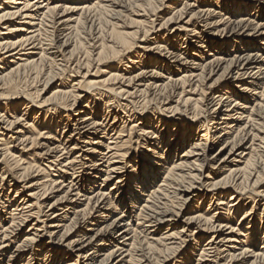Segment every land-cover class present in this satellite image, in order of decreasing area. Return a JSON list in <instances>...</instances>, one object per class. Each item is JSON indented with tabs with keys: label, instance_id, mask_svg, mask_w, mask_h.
<instances>
[{
	"label": "bare ground",
	"instance_id": "bare-ground-1",
	"mask_svg": "<svg viewBox=\"0 0 264 264\" xmlns=\"http://www.w3.org/2000/svg\"><path fill=\"white\" fill-rule=\"evenodd\" d=\"M150 2L152 0H147L145 3ZM127 3L129 2L127 1ZM215 5L213 3V6ZM230 6L225 5L223 7V11L228 10L227 15L231 16L229 19L238 12L248 13L250 8L257 11L252 16L261 11L259 7L255 6L241 4L235 7ZM193 7V4L185 3L182 8L183 11H177V19H180L186 11L192 10ZM122 9L124 6L119 0H0V91L4 89L10 91L11 88L13 89L16 77L26 71L36 70L50 56L48 51L54 49L55 52L63 53L69 47L70 34L80 37L85 29L88 30L89 36L91 35V41L96 40L95 44L99 42V47L92 46V53L95 52V55L93 56L90 52L92 60L97 61V64L108 61V55H115L117 48L127 52L130 38L115 29L121 17ZM202 14L206 19L211 16L207 10L203 11ZM136 16L142 15L136 14ZM105 18L104 24L112 26L109 35L111 38L107 36L108 39H105L104 36L106 31L104 32L100 29L102 27L98 25L101 19ZM235 19L237 21L232 24L228 22L223 32L235 36L241 34L242 30H248L252 27L251 34L260 39L258 44L256 43L257 46L252 43L233 41L232 45H236L234 56L226 61L225 57H228L230 52L226 51L222 54L218 47L210 46L207 42L206 47L210 46L212 53L210 52L209 58L205 59L204 65L197 67L198 75H194L192 71L188 75L186 74L188 71H184V74L177 80L170 81L169 78V83L166 86L161 84L158 90L154 88L158 93L165 94L167 87H170L171 95L180 90L176 94L178 99L173 111H178L179 106L184 108L182 111L185 113L190 111L191 125H186L184 132L177 131V138L174 139L173 147H176L177 150L185 145L186 147L177 157V161H172V152L166 148V150L163 149L164 151L158 150L162 140H154V144L151 145L153 149L149 151L150 149L147 148L153 157L147 156L146 160L141 159L136 170H139L138 177L135 178L133 185H130L129 188L125 187V176H119L121 174L119 171L125 165V163H120V160L126 156L120 151L130 141L132 133H136V130H132V128H137V126H131L128 129L130 132L127 133V130L124 129L126 123H123L122 127H119L120 129L117 128L116 116L112 118L109 127L103 126V123L96 119L97 113L94 112V108L89 106L90 103L86 104L83 108L84 111L77 113L76 116H83L78 124L73 125L75 128L71 131L77 137L88 135L87 140L83 142L85 145L78 148L77 141H75L76 143L68 149L59 143L54 149L55 155L49 158L51 159L48 161L49 166H44L45 169L32 166L31 163L34 160L28 159L30 154L25 153L24 156L19 153V156L15 157L13 152H16L17 149L14 150L10 146L14 142L13 140L21 139L22 150L28 149L32 152L33 149L40 146L37 140L45 138V135H47L45 139L47 143V140H51L50 136L57 135L58 128L64 125V123L60 125V121L67 117V112H70L75 106L77 99H84L88 91L93 88L109 91L120 96L121 99L122 97H126V99L132 97L135 93H131L122 85L114 88L115 85L120 84V80H123L121 76L109 73L108 78L103 81L100 80L101 82H77L71 85L67 92L62 89L56 90L50 99L42 103L37 101L38 95L36 97V93L38 92H28V94L13 97H10L9 93L5 91L7 97L4 92L0 93V162L6 168V170L2 169L0 174V193L4 192L6 186L11 188V184L14 187L15 184L26 180L35 168L37 173L43 174L41 179H46L34 185L26 186L24 183L15 191L11 202L3 201L4 199L0 202L2 210H9L6 219L0 217V250L9 248L12 240H16L17 236L20 235V227L27 224L29 220L35 221V224L30 226L29 233L26 234L23 242L16 247V255L9 256L8 261L10 258L20 255L25 249L34 252L37 247L39 252V249L42 248L41 242L47 241L45 258H48L43 260L45 263L50 260L47 264L59 263L64 254L67 256L76 254L78 260H81L77 261L76 264H95L96 262L97 264H110L115 258H119L115 264H151L157 252H159V256L154 258L155 264H192L193 250H188L184 255L180 253L185 243H188L187 240H190L194 242V247L198 248V255L193 264H264V241H262V246L258 252L251 250L259 239L257 236L261 219L259 225H256L251 216L252 212L247 210L240 216L237 228L232 225L229 226L230 223L234 222L238 212L242 210L246 188H252L253 191L249 190V194L264 201V178L262 177L264 174H261V171H264V83L261 82L262 84H260L264 77V58L260 61L257 58V53L242 56L240 51L244 49L248 52L250 49L249 52H258L259 48L264 47V24L256 23L254 26H249L245 23L248 22L247 18L238 17ZM205 23V27L210 26L206 21ZM185 24H187L186 29L190 27L188 23ZM219 24L222 23L217 22L215 26ZM226 28H228L227 31ZM196 30L195 26L189 32L195 33ZM66 32L69 33L66 34ZM197 33L201 34V32ZM251 34L248 33V37ZM39 36H42L43 40L39 39ZM60 38H62L61 41ZM83 44L81 42L79 46H83ZM223 45L226 46L227 42ZM71 49L68 53L73 56L76 53L75 44ZM165 50L168 52L167 49ZM52 54L53 57H56V53ZM115 57L113 58L115 59ZM176 57L180 58V55ZM200 61L202 62V60ZM218 72H220V77L207 86L205 90L203 87L206 86L207 81ZM85 75L86 73L82 78ZM193 79L196 81L192 82ZM224 79H228V81H223ZM133 82H135V78L129 77L128 85L130 86ZM235 82L240 83L234 87L238 93L233 90L234 88L226 85L235 84ZM83 84L85 90H81ZM96 84H100V87L98 88ZM79 90L80 93H83L82 95L76 94ZM142 91L145 92L144 90H134V92L141 93ZM67 95L71 96L70 104L62 101ZM168 99L167 96V101ZM20 106H22L21 117L24 118L29 110L31 111L30 115L34 117L33 121L31 120L32 123L27 127L20 124L22 119L17 116L20 113H18ZM60 110L63 111L64 115L56 118L55 113ZM3 111L7 113V117L1 115ZM8 112L12 115H8ZM40 114L42 117L39 126L43 127V132L35 133L34 122L39 118L37 115ZM105 120L106 118L103 122ZM195 126L199 127L197 130L201 133L202 138L187 144L191 142L190 139L193 137L192 133ZM65 127L66 125L63 128L65 129ZM159 128L161 127L159 126ZM139 131L148 134L142 127ZM152 131L151 134H153ZM125 132L127 133L126 136H124ZM179 133L187 134V136L182 138ZM8 134L10 136H7ZM12 136L15 138L12 139ZM91 136H95V140L90 139ZM123 137H127V140L123 141ZM218 141H222L218 151L210 159L207 158V154ZM256 141L258 142L257 148L260 149L259 158H253ZM246 144L249 145L247 148L245 147ZM261 145L263 146L261 147ZM246 151L249 152L245 154ZM58 153L60 155L56 156ZM23 156L30 162H26L27 160L23 159ZM238 159L244 160L242 168H239L241 166L238 165ZM9 160L11 161L10 165H8ZM85 160L90 163L91 169H89L92 172L77 176L79 173L82 174L80 171L82 168H88L84 167ZM118 164L121 166H117ZM13 170L19 172L15 174ZM100 173L104 175L99 179ZM211 176L214 178H210ZM54 177L56 178L53 179ZM112 178L116 181L110 190L118 192L116 197L102 189L103 183L110 182ZM64 179L65 182L68 180V185L65 187L63 185L65 182L60 181ZM98 181L101 182L100 185ZM34 186H36V190L33 189ZM54 186H58L56 187L58 190L61 189L59 192H63V196L50 204L46 214L42 215L41 209L44 208L42 201L46 199L49 192L55 189ZM94 186L97 187L94 188ZM64 189H66L65 192ZM10 190L8 189V191ZM24 190L37 192L24 194ZM120 190L121 192H119ZM146 192L148 195L145 197V201L140 204L141 208L138 214L124 218L122 215L124 209L127 208V213H130L132 209L137 208L136 204L143 197L142 194ZM208 195L213 196L211 201L218 195L219 199L215 200L214 209L206 213L202 212L200 208H202L203 199L207 198ZM80 197H83L85 204L79 202ZM226 197L229 200L227 203L224 202ZM194 199H196L195 206L190 211L188 210L186 218L183 221H177L176 218L187 210L188 203ZM221 207H226L225 216L221 214ZM119 208L121 210L120 217L114 219L104 228L99 230L97 228L94 234L88 237V232L93 231V227H98L100 220L107 224L108 217L117 212ZM58 210L62 212L54 214ZM52 215L53 217L49 219ZM43 217L44 220H41ZM62 223H67V225ZM164 223L168 224L166 231L158 239H150L149 236L155 232L154 229ZM47 224L50 226L47 227ZM84 226L86 228L78 238L80 240L68 242L72 228L78 227L80 229ZM170 226H172L171 229H169ZM60 229L62 232H60L58 240L56 239L57 244H54V240L59 234L55 231ZM227 230L229 232L224 233ZM208 233H212V236L206 238L205 234ZM56 246L60 251L54 254L53 249Z\"/></svg>",
	"mask_w": 264,
	"mask_h": 264
},
{
	"label": "rangeland",
	"instance_id": "rangeland-1",
	"mask_svg": "<svg viewBox=\"0 0 264 264\" xmlns=\"http://www.w3.org/2000/svg\"><path fill=\"white\" fill-rule=\"evenodd\" d=\"M127 1L129 3H127ZM119 2L124 6V9H122V11H121L122 12L121 17L119 18V21L117 22V28H115V29L117 30V32H120V33L123 32L125 35H127L130 38L127 52L124 51L123 49L117 48L116 49L117 53L115 55H112V54L108 55V59H109L108 61L97 64V61L92 60L91 53L93 51L92 46L96 45L95 47H99V45H98L99 42L95 44L96 40L91 41V38H90L91 35L89 36V32H87L88 30L85 29L84 33L81 34L80 37L70 34V36H69V39H70L69 47L67 49H65V51L63 53L55 52L56 50H54V49L48 51V55H50V56L47 57V59L44 61V63H42V65H40L41 67L39 66L36 70H32L33 72L30 70L29 72L26 71L25 73H21L23 76L20 74L21 76L19 75L18 77H16L15 82L13 84V89L11 88L10 91H5V89H4V90H1L0 93L5 91V92L9 93L10 97H13V96H17V95L22 96L26 93L28 94V92L29 93L38 92L39 94L36 93V97L38 95L37 101H39V103H42L44 101H47V99H50L53 92H55L56 90L62 89L65 92H67L70 90L69 87H71V85H73L77 82H84V83H90V82L93 83L94 82V83H97V82H101V81L107 79L109 73H111V74L115 73L118 76H121V78L123 80H120L119 81L120 84L115 85L114 88H118V86L122 85L123 88H127L128 90H130L131 93H135V95H133L132 97H130L128 99H126V97H122V99H121L120 96H117L114 93H111L109 91H105V90H101V89H97V88L91 89L90 91H88V94H86V97L84 99L83 98L77 99V101H76L77 103L75 104V106L70 110V112H67V114H66L67 117L66 118L64 117L60 121V125H61V123H64V125H66L65 129L63 128L64 125H61L60 128H58L57 135H54V134L51 135L50 136L51 140H47V143L45 142L47 135H45L44 136L45 138L39 139L40 141L37 140V142L39 143L40 146L36 147L31 152L28 149L22 150L23 146L21 145V142H20L21 139H18L16 141L13 140L14 142L10 146L14 150L17 149L16 152L15 151L13 152L11 149L13 154H15V157H18L19 153H22L21 155H24L25 153L30 154L31 156H29L28 159L34 160V162L31 163L32 166H34V167L37 166V168L39 167V168L43 169L45 165L49 166L48 161L51 160L49 158H51L55 155L54 149L56 146H58L59 143L64 145V147L70 149L74 145V143H76L75 141H77L78 148L83 147V145H85V144H83V142H85L87 140L88 135L77 137V136H74L73 132L71 133V131L75 128L73 125L78 124L81 121L80 118L83 116V115L76 116V115H78L77 113L79 111H84L83 108L86 106V104L90 103L89 106H91V108H94L95 109L94 112L97 113L96 119H98V122L103 123V126L106 125V127H109L110 124L112 123V118L114 116H116L117 121H118L117 125H116V126H118L117 128L122 127L123 123H126V125L124 124V129L127 130V131L125 130L127 133L130 132L128 129L131 126H137V128H132V130L133 129L136 130V133H135L136 135L132 133V135L130 137L131 138L130 141L128 143H126L123 150L120 151V152H122V154H124L126 156L124 157L123 160H120V163H125V165L122 166V170L119 171L121 173L119 176H125V179H126L124 182L125 187L129 188L130 185H133L135 178L137 179V177H138L139 170L138 171H136V170L139 167V164L141 163V159L146 160L147 156L153 157L151 155V153L147 151V148L150 149L149 151H151L153 149V147L151 145L154 144V140H160V141L162 140L158 150L164 151L163 149L166 148L167 150H169V152H172V161L173 160L177 161V159H178L177 157L180 156L182 150H184L186 147V145H185L181 149L177 150V148L173 147V145H174V139L177 138V131L184 132L185 126L191 125L190 113H189L190 111L189 112L186 111V113H185L184 111H182V110H184V108L181 106H179L180 111L179 110L176 112L173 111V108L175 107V102L178 99V95H176V94H178L180 92V90H178L179 92L177 91L174 95H171L170 90H169L170 87H167L168 88L166 90L167 92H165V94H163V93L160 94L157 91L158 87L161 84L166 86V84L169 83L168 82L169 78H170V81L177 80L178 78H180L184 74V71L185 72L188 71V73H186L188 75L191 73L190 71L194 72L193 73L194 75H198L199 72H197L196 69L199 65H204L206 62L205 59L209 58V54L212 51V49L209 48L210 46L215 45L216 47H218V50H220V52L222 54L225 53L226 51H229L230 52L228 54L229 56L225 57V60L228 61L231 58H233V56H234V51H235L236 45H234V46L232 45L233 41L234 42H243V43H252V44H256V43L258 44V42L260 41L259 38H256V36L254 37V35L251 34L252 33L251 32L252 27H250L248 30H245V29L242 30L241 34H236L237 36L236 35L232 36V35L226 34L227 32H223V29L225 27H227L228 22H230V24H232V23L237 21L235 18L240 17L242 19L247 18L248 22H245V23L249 24V26H251V25L254 26L256 23L260 24V25L264 24V0H259V2H257V0H181V1H179V0H152V2H150V3H145V2H147V0H145V1L144 0H119ZM177 2H179L180 4ZM185 3L186 4H193L194 7L191 8L192 10L186 11L185 14L182 15L183 18L181 17L180 19H177V15H178L177 11L178 10L183 11L182 8L184 7ZM213 3L216 5L213 6ZM239 4L244 5V6L259 7L261 9V11L258 12L255 16H252V14L256 13L257 11L252 10V8H250L248 13L238 12L237 14L234 15L235 18L233 17V18L229 19V17H231V16L227 15L228 10L223 11V7L225 5H231L232 7H235V6H238ZM140 6H143V7H140ZM153 10H154V13H153ZM206 10L208 12H210V14H211V16L208 17L207 19L205 18V16H203L204 13L202 14V12L206 11ZM136 14L142 15V16H136ZM220 17H222V18H220ZM142 19H143V21H142ZM105 20H106V18L101 19V22L98 25H99V27L100 26L102 27L100 29H102L104 32L106 31L104 33V36L106 39L107 36L110 35V31H111L112 26L111 25H105L104 24ZM147 20H148V22H147ZM205 21L210 26L205 27V24H206ZM217 22H220L222 24L215 26V23H217ZM185 23H188V25L190 27L186 29L187 24H185ZM162 24H163V27H161ZM195 26L197 28V30L195 31L196 34L193 32H189ZM181 29H184V30H181ZM227 29L228 28H226V31H227ZM185 31H187V32H185ZM1 32L4 33L5 31H1ZM197 32H201V34L199 35ZM68 33L69 32H66V34H68ZM248 33L251 34L250 37H248ZM197 35H198V37H197ZM40 38L43 40L42 36L41 37L39 36V39ZM61 40H62V38H60V41ZM81 42L84 43L83 46L82 45L79 46V43H81ZM114 42H115V40H114ZM207 42L210 44V46L208 48L206 47L208 45ZM225 42H227L226 46L223 45ZM72 44H73V46L75 44V48H76V53H74L73 56L69 55V53H68V52H70V50H72L71 49V47H73ZM257 44H256V46H257ZM144 47H146V48H144ZM262 48H264V47L259 48L260 50L258 52L257 51L256 52H249V51H251L250 49H248V52H246L247 50H244V49H242L240 51L242 52V56H245L246 54H252L253 55V54L257 53V58L261 61L264 58V49H262ZM158 49H160V50H158ZM165 49H167L168 52ZM252 50L254 51V49H252ZM122 52H124V53H122ZM52 53H56V57L54 56L55 58L53 57ZM200 54H203V55L201 56ZM88 55H89V58H88ZM92 55L94 56L95 52H93ZM178 55H180V58L176 57ZM111 56H112V58H111ZM113 57H115V59ZM51 58H54V59L51 60ZM93 59H95V57H93ZM110 59H111V61H110ZM199 59L202 60V62ZM119 60H120V62H119ZM150 61H152V62H150ZM78 63H80V64H78ZM87 64H88V66H87ZM99 69H100V72H98ZM31 72H32V74H31ZM85 73H86V75L82 78V76ZM36 74H38L39 76ZM129 77L130 78L132 77V79L135 78V82H133V84H130V86L127 83V80L129 79ZM219 77H220V72H218L214 76H211L210 79L207 81L208 83L205 86L206 88L205 87H203V88L206 90L207 86H209L211 83L215 82ZM262 79L263 80L260 81V84L264 83V77ZM195 81H196V79H193L192 82H195ZM223 81H228V79L227 80L224 79ZM153 82H155V83L153 84ZM226 83H228V82H226ZM229 83H231V82H229ZM139 85H141V86H139ZM226 85L230 86V88L233 89L235 86L240 85V83L235 82V84L232 83V84H226ZM96 86H98V88H99L100 84H96ZM154 88L157 90H155ZM200 88H201V86H200ZM178 89H179V87H178ZM260 89H261V86L258 88L259 92H260ZM18 90H20V91H18ZM81 90H85L84 84H83ZM134 90H137V91L144 90L146 92V94L143 91L141 93V92H134ZM187 90L188 89L186 88V91ZM233 90L235 91L236 89L234 88ZM5 92H4V94L7 97V93H5ZM235 92H237V90ZM76 94L82 95L83 93H80V90H79V92ZM238 95H241V94H238ZM247 95H249V94H247ZM167 96L169 97L168 101H167ZM195 98H197V97H195ZM145 99L147 101L149 100L150 102H147ZM151 99H153V100H151ZM70 100L72 101L71 96L67 95L66 97H64V99L62 101L64 103L66 102L67 104H70L71 103ZM51 101H52V99H51ZM128 101H131V102H128ZM251 102L252 101L250 100V103ZM149 103H150V105H147ZM94 105H95V107H94ZM163 107H165V108H163ZM19 110L20 111H18V113L19 112L20 113L19 114L16 113V114H18L17 116H20V118L22 119V121H20V124L27 127V125L32 123L34 117H33V115L32 116L30 115L31 111L29 110L28 112H26V116H24V118H23V117H21L22 106H20ZM187 110H188V108H187ZM171 111H173V112H171ZM1 115H4L7 117V113L5 111H3ZM8 115H12V114L8 112ZM61 115H64L63 111H61V110L58 111V113L57 112L55 113L56 118L60 117ZM136 116H138V117H136ZM37 117H39V118H37V120L34 122V124H35L34 131H35V133L36 132L42 133L43 127L39 126L42 116L40 114V115H37ZM104 117L106 118V120L103 122V120L105 119ZM8 118H9V116H8ZM139 118H140V120H139ZM18 119H19V117H18ZM132 122H134V123H132ZM186 122H188V123H186ZM120 124H121V126H120ZM161 124L163 125V127ZM156 125H158V126H156ZM159 126L161 128H159ZM140 127H142L146 132H148V134H144V133L140 132L139 131ZM198 128L199 127H197V126H195L193 128L194 131L192 134H193L194 138L192 137L190 139L191 142H188L187 144L195 142L196 140L199 141L202 138L201 133H199V130H197ZM151 131L153 134H151ZM126 132L124 133V136L127 135ZM107 133L110 134V132H107ZM154 133L156 134V136ZM4 134H5V132H4ZM179 134H181V133H179ZM7 136H10V135L8 134ZM67 136H70V137H67ZM180 136H182V138H184L185 136H187V134L183 135V133H182ZM13 138H15V136H12V139ZM94 138H95V136H91L90 139L95 140ZM106 138H108V136H106ZM122 139H123V141H125V140H127V137H123ZM222 141L215 142L212 149L207 154V158L210 159L213 156V154H215L218 151ZM257 145H258V142L256 141L255 145H254L255 148L253 150V155H255V156H253V158H259L260 149L257 148ZM248 146H249L248 144L245 145L246 148ZM262 146L263 145H261V147ZM83 149L86 150V148H83ZM175 152H176V154H175ZM248 152L249 151H246L245 154ZM59 155H60V153L56 154V156H59ZM24 156L22 157L23 159H25ZM174 156L176 159L173 158ZM246 158H247V156H246ZM0 160H1V157H0ZM25 160H27V159H25ZM238 161H239L238 165L241 166L239 168H242V166H243L242 163L244 162V160L238 159ZM26 162H30V161L27 160ZM10 163H11V161L9 160L8 165H10ZM85 163L86 164L84 165V167H88V168H82V170H80V171H82V174L79 173V174H77V176H79V175L81 176V175H85V174H89V173L91 174L92 171L90 170L91 169L90 163L87 160H85ZM142 165H143V162H142ZM3 166L4 165L0 162V174H1L2 169L6 170V168ZM117 166H121V164H118ZM8 167L11 168L10 166H8ZM33 171L34 172L30 173L29 177L26 180L22 181L21 183L15 184L14 187L12 184H11V188L6 186L4 192L0 193V202L2 201V199H4L3 201L7 200V202H11L13 200L14 195H15V191L17 189H19L22 186V184H24V183L27 186V185H34L37 182L41 183V181L46 180V179H41L43 177L42 176L43 174L37 173L36 168ZM13 172L16 174L19 171L13 170ZM46 172L48 173L47 170H46ZM261 172H262L261 174L263 175L264 171H261ZM103 175L104 174L100 173L98 175L99 179ZM55 176H57V175L55 174ZM262 177L264 178V176H262ZM55 178L56 177H54L53 179H55ZM210 178H214V177L211 176ZM7 181H10V179H7ZM60 181L65 182V179L60 180ZM67 181L68 180H66V182L63 183L64 187L68 185ZM115 181H116V179L112 178V180H110V182L103 183V185H102V189L105 190L106 193H111L113 197H116L117 193H118L116 190H110L111 187L113 186V184H115ZM128 182H131V183H128ZM98 184L100 185L101 182L98 181ZM15 186H16V189H15ZM82 186H84V185H82ZM35 187L36 186H34L33 189H35ZM56 187H58V186H54L55 189L52 190V192H49L46 195V199L42 201V203L44 204L43 205L44 208L41 209L42 215L46 214L50 204L54 203L58 198L63 196V192H59V191H61V189L58 190V188H56ZM96 187L97 186H94V188H96ZM114 187L116 188L117 186H114ZM8 189H11V190L8 191ZM246 189L244 190V192H246V193L244 194L245 198H244L242 210H240L238 212V214L234 218V222L230 223L229 226L232 225L233 227L237 228L238 227L237 225L239 224V219L241 218L240 216L243 215V212L247 211V210L252 212L251 216H252V218H254L256 225H259V221L261 219L262 222L260 224V229L258 231V236H257L259 239L255 243V246L251 249L254 252H258V250L262 246L261 245L262 241H264V201L261 198H258L256 196L249 194V190L253 191L252 188H251L252 190L249 187ZM35 190L34 191L24 190V194H29L28 192H31V193L37 192ZM57 190H58V192H57ZM65 190L66 189H64V192H65ZM91 191H93V190H91ZM119 192H121V190ZM38 193H40V192H38ZM202 193H203V189H202ZM147 195H148L147 192L142 194L143 197H141L138 204H136L137 208L132 209V211L130 213H127L128 212L127 208H125L123 213H122L123 217L125 218L126 216H128L130 218V217H133L136 214H138L139 209L141 208L140 204H142V202L145 201V197ZM206 197L207 198L203 199L204 202L202 201L203 205H202V208H200V210H202V212L209 213L214 209V207L216 205V203L214 204V202H215V200L219 199V195L215 196L214 200H212V201L210 199L213 196L208 195ZM79 199H80L79 200L80 203L85 204L83 197H80ZM195 200L196 199H194L192 202L188 203L187 210L182 212L179 215V217L176 218L177 221H183L186 218L187 213L191 210V208L193 206H195ZM228 201H229L228 197H226L224 199V202L227 203ZM79 202H77V203H79ZM127 204H128V202H127ZM6 207H8V206H6ZM221 209H222L221 214L225 216L224 213L226 212L225 211L226 207H221ZM61 212L62 211L58 210L54 214H59ZM120 212H121V210L119 208L117 212L112 213L110 215V217H108V219H107L108 220L107 224H105V222L103 220H100L98 227H93V231L88 232V237L92 236L97 228H98V230L101 228H104L106 225L111 223L114 219H116L117 217H120V214H119ZM8 213H9V210H7V209L2 210L0 207V217H2L3 219H6L8 216ZM48 214H50V213H48ZM53 215L49 219H51L53 217ZM41 220H44V217L41 218ZM67 223L69 224V222H67ZM67 223H62V224L67 225ZM32 224H35V221L29 220V222L27 224H24L22 227H20V230H19L20 235L17 236L16 240H12V242L9 244V248H6V249L4 248L5 250L4 249L0 250V264H24V263H27V264H47L50 261L49 260L46 263L43 261L44 259L48 258V257L45 258V255H46L45 249H46L47 241L41 242L40 246L42 245V248L39 249L40 250L39 252L37 250L38 249L37 247H36V250L34 252H30L28 249H25V250H23V252L20 255H17L16 257H12L8 261L9 256H11V255L13 256V254H15V250L17 249L16 247L21 242H23L26 234L29 233L28 231H29V228ZM69 225L71 226V224H69ZM49 226H50V224H47V227H49ZM167 227H168L167 223L161 224L158 228L154 229V231H155V232H153L154 234L152 233L149 236V238L150 239H158L161 236V234H163L166 231ZM85 228H86V226L80 227V229L78 227L72 228V230L70 231L71 232L70 236H69L70 239H68V242L76 240V239L80 240L78 238H80V235H81V233H83ZM171 228H172V226L169 227V229H171ZM55 232L56 233L59 232V234H57V236L54 240V244H57V240H58L57 238L61 234L60 232H62V229L55 231ZM227 232H229V230L225 231L224 233H227ZM205 236H206V238L210 237V236H212V233L205 234ZM219 238H221V237H219ZM0 240H1V236H0ZM187 241H188V243L187 242L185 243V245L183 246L180 253L182 255H184L188 252V250H193L194 251V253L192 251V254H194L192 256L193 257L192 264H193L194 260L196 259V256L198 255V251H197L198 248L194 247V242H192L190 240H187ZM201 244H204V242H201ZM229 246H231V245H229ZM57 249H58L57 246L54 247V249H53L55 251L54 254L57 251H60V249H58V250ZM155 255H154L153 260H152V262H154V263L151 262V264H155L154 258L159 256V252H157ZM78 259L79 258L76 257V254L70 255V256L69 255L67 256L66 254H64L62 260L59 263L57 262V264H76L77 261H81ZM118 259L119 258H115L114 261L110 264H115ZM95 264H97V262ZM167 264H170V263H167Z\"/></svg>",
	"mask_w": 264,
	"mask_h": 264
}]
</instances>
